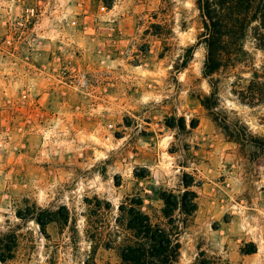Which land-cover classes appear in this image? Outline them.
Returning <instances> with one entry per match:
<instances>
[{
  "label": "rangeland",
  "instance_id": "374dc122",
  "mask_svg": "<svg viewBox=\"0 0 264 264\" xmlns=\"http://www.w3.org/2000/svg\"><path fill=\"white\" fill-rule=\"evenodd\" d=\"M199 1L0 0V264H130L124 249L150 247L134 212L177 228L173 264H264V154L201 105L216 87L264 138V105L234 92L264 66V0L237 5L239 57L209 78Z\"/></svg>",
  "mask_w": 264,
  "mask_h": 264
},
{
  "label": "trees",
  "instance_id": "16d2710c",
  "mask_svg": "<svg viewBox=\"0 0 264 264\" xmlns=\"http://www.w3.org/2000/svg\"><path fill=\"white\" fill-rule=\"evenodd\" d=\"M254 0H229L225 8L228 11L225 14L223 7L211 0H205L201 6V12L204 11L209 22H204L205 34L203 42L206 49V57L203 64V77L209 78L217 71L224 60H237L239 53L236 42L239 38L244 37L245 29L249 21V15L236 13L235 8L239 4H251ZM261 18L264 20V5L261 8ZM253 40L258 49L264 51V21H261L260 27L253 30ZM230 46L231 50L225 51V47ZM232 48H234L232 50ZM241 52V51H240ZM243 54V51L241 52ZM245 54V53H244ZM247 85L236 86L235 94L239 99L248 106L264 105V66L259 71H255L251 79L245 81ZM209 95L201 100V105L208 112L212 121L222 130L225 137L241 146L251 145L259 153L264 154V138L253 136L248 128L243 124L233 123L229 117L218 110V94L216 87H212ZM195 195L191 192L184 191L180 207L181 212L188 216L196 209L194 202ZM178 202L172 203L167 200L163 214L165 217L170 216L171 208L177 207ZM129 228L135 232L136 237L149 240L150 247L148 250L140 247H127L124 249L122 258L130 264H156L148 261L147 258H159V264H173L178 255L179 245L176 237L178 236L177 228L174 232L152 225L146 217L134 212L129 223ZM176 231V232H175Z\"/></svg>",
  "mask_w": 264,
  "mask_h": 264
}]
</instances>
